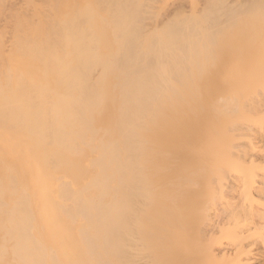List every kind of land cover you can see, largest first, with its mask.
<instances>
[{"label": "rangeland", "instance_id": "1", "mask_svg": "<svg viewBox=\"0 0 264 264\" xmlns=\"http://www.w3.org/2000/svg\"><path fill=\"white\" fill-rule=\"evenodd\" d=\"M74 21L102 60L124 59L129 34L128 54L155 45L139 63L161 68L152 96L173 112L133 167L118 261L264 264V0H0V80L30 31L64 37Z\"/></svg>", "mask_w": 264, "mask_h": 264}, {"label": "bare ground", "instance_id": "2", "mask_svg": "<svg viewBox=\"0 0 264 264\" xmlns=\"http://www.w3.org/2000/svg\"><path fill=\"white\" fill-rule=\"evenodd\" d=\"M30 33L0 80V264H121L133 167L152 157L155 120L173 114L152 96L161 68L145 58L159 50L132 43L129 55V34L124 59L102 60L76 21L64 37Z\"/></svg>", "mask_w": 264, "mask_h": 264}]
</instances>
